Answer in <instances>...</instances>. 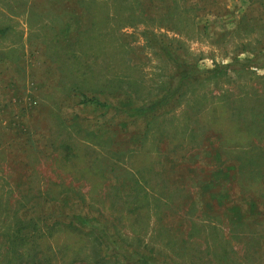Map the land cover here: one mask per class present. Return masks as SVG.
Masks as SVG:
<instances>
[{"label": "rangeland", "instance_id": "374dc122", "mask_svg": "<svg viewBox=\"0 0 264 264\" xmlns=\"http://www.w3.org/2000/svg\"><path fill=\"white\" fill-rule=\"evenodd\" d=\"M0 29V264L91 263L75 216L126 264H264V0H0Z\"/></svg>", "mask_w": 264, "mask_h": 264}, {"label": "trees", "instance_id": "16d2710c", "mask_svg": "<svg viewBox=\"0 0 264 264\" xmlns=\"http://www.w3.org/2000/svg\"><path fill=\"white\" fill-rule=\"evenodd\" d=\"M3 33V30L0 29V34ZM264 57V52L255 56L257 60H260ZM244 61V60H242ZM249 65L251 62V59L246 61ZM229 64H224L223 67H215L211 70H209L212 74L213 72H216V74L221 73V68L225 69L226 66ZM165 94H162L158 100L146 102L145 104H142L141 108H138V110H149L152 111V108H154L155 103L160 102L162 100V97H164ZM98 104V103H97ZM99 105V104H98ZM74 222L69 221L71 223H67L66 226L72 227L73 230H76L77 232H80L81 229H87L90 231L92 234H94L95 238V243H96V249L93 251V256L91 259V263L86 262L87 264H95V263H100L103 260V257H108L111 256L116 259H120V264H126V260H128V256L124 254V250L122 248H119L113 241L111 236L108 234L106 227L95 217H85V216H75L74 217ZM24 223V220L20 219L17 217V227H21V225ZM43 226V225H42ZM49 227V226H47ZM37 230L39 228H36ZM39 231V230H38ZM16 233H19V231H15ZM102 248V254H98V249ZM110 249V251H109ZM97 250V251H96ZM100 253V252H99ZM133 254V253H132ZM141 264H163L161 262H158L153 256H139L136 258Z\"/></svg>", "mask_w": 264, "mask_h": 264}, {"label": "crops", "instance_id": "0c3cea01", "mask_svg": "<svg viewBox=\"0 0 264 264\" xmlns=\"http://www.w3.org/2000/svg\"><path fill=\"white\" fill-rule=\"evenodd\" d=\"M183 246V245H182ZM184 247H186V246H184ZM179 248H180V246H179ZM153 258H155V257H153ZM170 264H187V262H185V263H183V262H179L178 260H177V258H171V262H170ZM189 264V263H188Z\"/></svg>", "mask_w": 264, "mask_h": 264}]
</instances>
